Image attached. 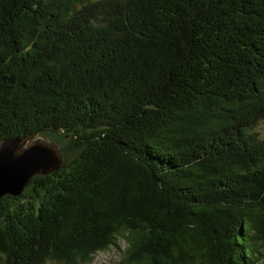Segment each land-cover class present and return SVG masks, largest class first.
Returning a JSON list of instances; mask_svg holds the SVG:
<instances>
[{"label": "trees", "instance_id": "trees-1", "mask_svg": "<svg viewBox=\"0 0 264 264\" xmlns=\"http://www.w3.org/2000/svg\"><path fill=\"white\" fill-rule=\"evenodd\" d=\"M262 124L264 0H0V264H264Z\"/></svg>", "mask_w": 264, "mask_h": 264}, {"label": "water", "instance_id": "water-1", "mask_svg": "<svg viewBox=\"0 0 264 264\" xmlns=\"http://www.w3.org/2000/svg\"><path fill=\"white\" fill-rule=\"evenodd\" d=\"M63 164L59 146L41 137L10 139L0 145V199L21 196L36 176H47Z\"/></svg>", "mask_w": 264, "mask_h": 264}, {"label": "rangeland", "instance_id": "rangeland-1", "mask_svg": "<svg viewBox=\"0 0 264 264\" xmlns=\"http://www.w3.org/2000/svg\"><path fill=\"white\" fill-rule=\"evenodd\" d=\"M264 129V124L261 125ZM122 249L126 247V242L122 239L120 242ZM121 252L117 249H110L99 253L92 264H115L120 260Z\"/></svg>", "mask_w": 264, "mask_h": 264}]
</instances>
